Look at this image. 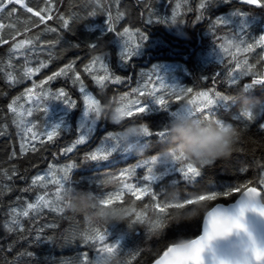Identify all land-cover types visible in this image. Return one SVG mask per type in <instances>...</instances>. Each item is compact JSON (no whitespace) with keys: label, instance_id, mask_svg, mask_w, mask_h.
Segmentation results:
<instances>
[{"label":"trees","instance_id":"trees-1","mask_svg":"<svg viewBox=\"0 0 264 264\" xmlns=\"http://www.w3.org/2000/svg\"><path fill=\"white\" fill-rule=\"evenodd\" d=\"M33 1L36 2L25 0L33 11L51 9L41 13L45 15L43 21L19 4H8L7 0V8L16 7V13L10 16L7 11L0 12V24L4 25L0 28V264H95V259L101 255L98 250L103 245L98 240L85 241L84 236L97 230L101 233L107 231L105 243L116 245L111 253L112 264H151L178 238L188 240L197 237L205 214L203 212L187 222L168 221L167 227L154 234L149 231L150 224L161 215L156 204L167 202L172 197L183 200L193 192L206 189L224 191L237 184L247 183L261 191L264 187L260 184V180L264 178V127H261L264 120V84L253 85L252 81L262 78L264 72V44L257 43L264 35V8H257L244 0H228L227 3H224L225 0ZM202 3L205 4L203 9L200 8ZM89 8L92 10L89 11ZM237 12L240 15H236ZM109 16L112 17L115 29L112 33L106 28ZM198 16L200 19H197ZM217 19L222 24H217ZM63 20L68 21L67 27L63 26ZM51 28H55L56 33L48 30ZM124 28L129 29L130 36H125L123 40L131 38L135 45H141L136 55L127 58L126 62L120 59L122 40L117 37V32L122 33ZM140 33L146 36L145 40H141ZM26 38L33 43L13 50L14 44L27 40ZM241 40V48L254 45L251 51L237 52L235 44ZM221 45L227 48V52L222 50ZM96 56L104 57L110 73L120 76L121 83L113 84L109 80L105 82L104 88L96 84L92 75L85 71V67ZM245 60L249 74L231 83L229 73L238 75L236 63ZM42 63L46 67H41ZM69 64L73 65L72 71L48 81L49 76ZM163 65H170L173 69L166 73L170 83L174 82L185 90H193L184 99L177 100L173 96L167 112L158 110L159 106L150 102L151 96H139L133 91L145 87L151 90L152 77L155 75L153 68L160 69ZM29 68L38 71L25 75ZM92 74L94 75L93 72ZM74 75H79L86 91L103 104L119 100L124 95L130 100L139 99L142 103L149 104L145 113L137 111L133 118L127 117L125 120L126 124H143L152 133L139 140L143 147L142 156L125 152L117 146V142L111 140L109 134L118 135L121 129L106 120L95 123L94 129L89 132L90 139L85 144L76 145L72 152H66L78 139L79 130L75 117L84 113L83 93L80 92L79 82ZM36 82H39L38 93L41 96L44 92L49 94L48 90H55L53 93H57L63 89L67 92L65 98L75 101L76 108L73 107V113L68 114L66 129L60 128L59 133L51 139L43 140L41 135L35 147L22 151L20 132L9 105L13 101H16L15 104L19 100L23 101L25 91ZM245 85L251 87L245 89ZM205 91L212 98L219 92L230 99L224 102L226 106H212L195 116L208 121L204 120V116L211 112L213 115L209 119L213 123L218 120L231 124L238 136L230 157L219 159L208 167L195 165L201 175L192 182L186 180L179 171L186 166L187 161L162 163L158 160L165 144L156 132L167 130L174 117L171 113L178 112L187 98ZM253 100L260 102L259 115L253 116L251 120L241 118V105ZM88 117L92 119L91 113ZM109 140L115 147L108 158L89 161L88 156L97 144H109ZM153 157L157 158L155 165L150 163ZM69 164L73 167L69 171L63 193L66 189L85 191L100 198L104 193L125 183L145 187L149 185L148 181L143 180V176L148 175V167H153L156 179L150 185L149 195H142L137 200L125 189L123 197L108 206L131 209L130 212L123 213L122 221L90 223L85 216L66 211L64 199L60 202L62 212L51 208L29 210L27 205L35 204L41 195L55 200L57 185L51 183V176L47 175L49 166L57 170L59 177L62 176L59 170ZM125 170L133 172L121 182L120 177ZM37 175L45 176V179L33 184ZM239 194L236 192L229 197L209 202L207 210L217 203L233 202ZM152 195L156 196L155 200ZM26 209L28 216L17 215ZM14 216L18 221L16 224L11 223ZM9 227L12 231H8Z\"/></svg>","mask_w":264,"mask_h":264},{"label":"snow or ice","instance_id":"snow-or-ice-1","mask_svg":"<svg viewBox=\"0 0 264 264\" xmlns=\"http://www.w3.org/2000/svg\"><path fill=\"white\" fill-rule=\"evenodd\" d=\"M227 3L228 0H225ZM246 3L255 5L257 8H264V0H245ZM8 4H19L21 8H26L27 12L32 13L34 16H39L40 20L43 21L45 17L41 15L42 12H44L46 9H41L40 11H33V8L28 7L25 3V0H7ZM205 4H201L200 8H204ZM7 11L9 15H12L16 11L15 8L8 9L7 5L5 4V0H0V12ZM47 11H51V9H47ZM175 11L173 12V23H175ZM236 15H240L239 12L236 13ZM51 18V17H49ZM63 19V17H61ZM197 19H200L198 16ZM151 22V20H149ZM35 23V22H33ZM217 24H222V21L220 19H217ZM63 26H68V21L63 20ZM4 25L0 24V28H3ZM107 31L109 33H112L115 31L112 25V17L109 16V22L107 23ZM52 32H55V28L48 29ZM125 36H130L129 29L124 28L123 32H117V37L119 40H123ZM141 40H145L146 36L143 33H140ZM31 40H21L18 44L13 45V50L21 49L25 46V44H31ZM243 43V40L240 41V43L235 44L237 52H248L251 51L252 47L254 45H249L247 48H241V44ZM258 44H264V36L260 37V40L257 42ZM91 47H96V45H90ZM231 46V43L230 45ZM141 47V45L136 44L134 46H131L128 41H125L122 45V51L120 52V59L124 62L127 61V58H130L134 55H136L137 50ZM221 48L224 52H227V48H225L223 45H221ZM233 59L235 60V54H233ZM96 63H100L101 68L104 70L103 75H93V65ZM247 65V61H237L236 63V71H238V75H233L232 72L229 73V76L231 77V83H235L240 79L241 76H245L249 74V69H247L245 66ZM41 67H46V64H41ZM73 70V65L69 64L65 68L60 69L59 72L54 73L52 76L48 77V81H51L55 79L57 76H64L67 75L68 72ZM35 71H38V69H27L25 75L34 74ZM85 71H88L90 75H92V79L96 82L97 85H99L101 88L106 87L105 82L111 81L113 84H119L122 82L120 76L112 75L110 73L109 67L105 63L103 56H96L93 58L92 62L85 67ZM153 73H157L156 68H153ZM76 81L80 84V92L83 93V100H84V114L85 116H88L90 113H92L98 104L102 103L100 99H97L95 96L92 95V93L87 92L85 89V86L83 84V81H80L79 75L76 76ZM151 81V78H149V82ZM43 83V82H42ZM252 84H264V77L259 79H254L252 81ZM162 87L164 84L161 81ZM34 87H36L34 85ZM245 89H248L251 87V85H245ZM169 88V87H168ZM171 92L168 93V95H175L177 100L184 99L186 97H189V93H192L193 90L191 88L185 90L184 88H176L172 87L170 88ZM136 92L139 96L143 95H149L152 97V104L158 105L159 109L167 112L170 108L168 106L169 102L168 99H166L165 96H157L155 95L157 89L152 88L149 90L147 87L145 88H137L133 90ZM29 92H31V89H29ZM49 94L47 92L43 93V97H47ZM67 94L64 92L63 89L59 90L57 94H55L54 98L59 99L60 97H66ZM39 94L37 95L36 99L43 98ZM230 98L227 96L221 95L219 92L215 93V99L212 98L209 95V92H199L193 94L190 98L186 99V102L180 106V110L175 113H171L174 117H194L197 122L201 121L199 117H196V113H204L205 109H209L212 106H215L217 108L221 106H226L224 102L228 101ZM119 100L122 102L120 108L118 111L121 113L122 116L125 117H132L135 112L139 113H145L146 108L145 104L142 103L139 99L130 100L128 99L127 95L121 96ZM16 101H13L12 104L9 105V109L13 112H16L17 109L14 107ZM65 106L69 109L75 107V101H68L65 100ZM31 109L28 110V114L31 115ZM44 111H47V109H44ZM213 113L209 112L205 114L204 120H208V122H212L209 117L212 116ZM241 115L251 120L253 118L252 114L249 112H243ZM21 125L24 126L23 130L26 133L31 132L32 138L36 137V133L33 131V126H28V123L24 121L23 117L21 116V119L19 121ZM215 123H221L220 121H215ZM261 127H264L262 125ZM60 131V125H52L51 131H48L46 134L48 135L49 139H51L53 136L57 135ZM166 132L167 130L163 132H156V135H158L161 139H166ZM143 136H149L152 133L149 131L147 127L142 128ZM117 136L118 135H112L109 134V138L113 140L114 142H117ZM87 140L86 135H80L79 138L75 141V144L72 147H69L66 149V152H72L73 148L76 145L83 144ZM118 146V143H117ZM22 151L24 150V145L22 143L21 145ZM114 150V149H112ZM105 152L103 148L98 149L96 152H93L88 159L92 161L96 160H105L108 158V156L111 154V151ZM184 161L182 157H173L174 161ZM152 165H155L157 163V158L153 157L150 161ZM143 165H138V167H142ZM73 165L69 164L66 167L60 169L59 171L62 172V176H57V170L53 168L51 165L49 166V174L51 175V183H54L57 185L56 193H55V200H49L45 198V195H41L37 198V202L35 204L29 203L27 205V208L29 210H37L40 208H51L53 211L62 212L63 207L60 206V202L64 199L63 198V190L66 186V182L69 179V171L72 169ZM148 175L143 176L144 181H148L149 185L145 187H139L138 185H134L131 183H125L124 188L127 189L129 193H131L133 196L136 197L137 200L141 199L142 195H149L150 194V185L152 181L156 179V176L153 172V167H148L147 169ZM181 173H183L184 178L186 180L195 182V178L199 177L201 175L200 170L198 167H196L193 163L187 162L185 167H182L179 169ZM243 171V170H242ZM133 170H125V173L120 177L121 182H123L125 179H127L128 176L132 174ZM191 174V175H189ZM45 179V176L37 175V177L33 180V184H36L38 181H43ZM260 184L264 186V178L260 180ZM43 186V185H42ZM239 192L240 198L236 200V213L235 215H230L228 213V210L223 208L221 205H216L214 207H211V210H207L209 202L216 201L220 197H229L233 193ZM123 191L117 192L114 195L110 194L107 196V198L99 199L95 197L101 204V206L108 207L109 205H112L114 200H120L122 198ZM152 199L155 200L156 196L152 195ZM261 201H264V187L261 188V191L257 190L256 186H249L246 184H237L234 186H231L229 189H226L224 191H212V190H204V191H198L193 192L186 196L185 199L179 200L176 197H173L171 199H168L167 202H162L159 204H156L155 207L159 209V213L161 214L158 219L153 221L150 224L149 231L154 234H158L160 231H162L165 227L168 226V221H173V215L172 212L174 209L177 208H187L193 205L199 206L203 205L205 206L204 211V219H203V234L200 235L198 238L188 239L187 244L183 245H177L173 243L171 246L167 248V250L163 253V256L156 261V264H204L202 254L205 252V250L211 251V242L215 240H221L225 239L234 233L237 236H240L243 234V236L240 238V242L243 243L245 246L243 247L240 254L236 255L234 254L231 259H218L215 256L213 257V264H264V245H261L257 242L256 238L254 237L253 233L249 230L247 224L245 223V213L246 212H253L257 216L264 218V203H261ZM124 214L131 211V209H120ZM172 210V211H169ZM23 215L28 216L29 212L25 210L23 213H17V215ZM140 219V217H137ZM12 224L18 223L15 216L11 220ZM8 231H12V228L9 227ZM106 236L107 231L101 233L98 230L95 231L93 234H85L84 239L92 240V241H100L103 245L98 251L101 253L107 252L111 254L116 247V245H109L106 242ZM246 238V240L244 239Z\"/></svg>","mask_w":264,"mask_h":264},{"label":"clouds","instance_id":"clouds-1","mask_svg":"<svg viewBox=\"0 0 264 264\" xmlns=\"http://www.w3.org/2000/svg\"><path fill=\"white\" fill-rule=\"evenodd\" d=\"M121 103L120 100H113L108 104H98L91 113L93 122L106 120L120 128L121 131L117 136L118 146L125 152L142 156L143 147L139 140L143 137L142 128L144 125L135 122L126 124L127 117L122 116L118 111ZM259 104V101L253 100L243 103L241 107L244 111L255 116L260 113ZM237 136L238 134L231 124L203 120L197 122L194 117H173L167 126L165 147L159 154L158 160L162 163H168L173 160V157H182L184 161L194 165L208 167L219 159L231 156L236 147ZM63 196L65 210L85 216L90 223L103 222L108 224L123 220V212L120 209L101 206L99 201L89 192L66 189ZM204 211L205 206L203 205L177 208L172 212L173 221L175 223L191 221ZM174 243L183 245L187 244L188 240L178 238ZM244 246L239 241L233 246L234 254H240ZM95 264H112L111 254L101 253Z\"/></svg>","mask_w":264,"mask_h":264},{"label":"rangeland","instance_id":"rangeland-1","mask_svg":"<svg viewBox=\"0 0 264 264\" xmlns=\"http://www.w3.org/2000/svg\"><path fill=\"white\" fill-rule=\"evenodd\" d=\"M244 2H245V0H244ZM125 41H128L131 46L135 45L131 38H127L125 40H122V44L120 45V52L122 51V45ZM156 70H157V73L152 77L151 89L152 88L157 89L155 95H157V96L163 95L166 97V99H168V102H170L171 100H173V96H175V95H168V93L171 92L170 88H172V87L181 88V86H179V85L176 86V84L174 82L170 83V81L166 77V73H169L171 70H173L170 65H163L160 69H156ZM92 72L94 73V75L99 76V75L103 74L104 70L101 68L100 63H96L93 65V71ZM76 76L77 75H74L75 79H76ZM263 77H264V72H263ZM161 81L164 84L163 87L161 85ZM31 85L32 86L25 91L24 100L23 101L19 100L20 104L17 103L14 105L16 107L17 111L13 113L14 117L16 119L15 124L18 127L19 132H20V138H21L20 145H22V143H23L24 150L25 149H31V148L35 147L36 143L39 141L41 135H42L43 140H45L47 138L49 139V137L46 133L48 131H51L52 125L59 124L60 128L66 129L68 127V119H69L68 114L71 115L73 113L72 108L69 109L65 106L64 102L67 99H65L64 97H60L59 99L54 98L55 94H57L58 92L53 93V91H55V90H48V92H50L49 95L47 96L48 98L43 97L41 99H36L37 95L41 94V93H38L39 82H36L34 84H31ZM34 85L36 87H34ZM257 85H261V84H257ZM29 89H31V92H29ZM79 90H80V84H79ZM20 99H22V97ZM150 102H152V97L150 99ZM75 105H76V103H75ZM148 105L149 104H147V105L145 104V108L148 107ZM83 108H84V100H83ZM29 109L32 110L31 115L28 114ZM44 109H47V111L45 112ZM243 112H245L243 109L239 112V116L241 118H244L241 115V113H243ZM40 114H42V115H40ZM21 116L23 117L24 121H26L28 123V126H33V125L35 126L33 128V131L36 133L35 138H32L31 132L25 134V132L23 130L24 126L19 123ZM40 116H41V118H39ZM89 118H91V117L85 116L84 113H81L80 116L75 117V120L77 121V124H78V130H79L78 138L80 135H86L87 140L90 139V138H88L89 132L91 131L92 128L94 129L96 122H93V119H89ZM244 119H246V118H244ZM261 125H264V120L262 121ZM86 141H85V143H86ZM85 143H83V144H85ZM108 143L109 144H106L105 142L97 144V146L93 149V152H96L100 148H103L105 152H108L109 150H112L115 147V144L110 143V140L108 141ZM79 145H82V144H79ZM88 160L92 161L90 159H88ZM97 161H102V160L98 159ZM92 162H95V161H92ZM47 175L51 176L49 174V172L47 173ZM124 190H125L124 185H120L115 190H111L110 192L104 193L102 196H100L99 199L107 198L108 195H110V194L114 195L115 193L120 192V191L124 192ZM122 197H123V195H122ZM114 201H117V200H114ZM96 259H95V262H96Z\"/></svg>","mask_w":264,"mask_h":264},{"label":"water","instance_id":"water-1","mask_svg":"<svg viewBox=\"0 0 264 264\" xmlns=\"http://www.w3.org/2000/svg\"><path fill=\"white\" fill-rule=\"evenodd\" d=\"M258 191H260V190H258ZM240 195L241 194H239L233 202H230L228 204L217 203V204L213 205L212 207H214L216 205H221L223 208L228 210V213L230 215H235V213L237 211V209L235 207L236 200L240 198ZM209 210H211V208ZM203 219H204V216H203ZM203 219H202V223H201L200 233L195 238H198L200 235L203 234ZM245 223L247 224L249 230L253 233L257 242L261 245H264V218L257 216L253 212H246L245 213ZM242 236H243V234H241L240 236H237L234 233L233 235H231L225 239L215 240V241L211 242V245H210L211 251L205 250V252L202 254L204 264H213V257L214 256L218 259H231L234 255L233 246L239 243L240 238ZM244 239L246 240V238H244ZM163 253L155 261H153L151 264H156V261L163 256Z\"/></svg>","mask_w":264,"mask_h":264},{"label":"bare ground","instance_id":"bare-ground-1","mask_svg":"<svg viewBox=\"0 0 264 264\" xmlns=\"http://www.w3.org/2000/svg\"><path fill=\"white\" fill-rule=\"evenodd\" d=\"M54 1H56V0H54ZM80 1H81V0H80ZM32 2L35 3L36 1H33V0H32ZM37 2H38V0H37ZM56 2H57V1H56ZM81 2H82V1H81ZM83 2H84V1H83ZM78 3H79V2H78ZM90 3H91V2H90ZM224 3H226V2H224ZM45 4H46V3H45ZM79 4H80V3H79ZM206 6H207V5H206ZM76 7H77V5H76ZM79 7H80V6H79ZM93 7H94V6H93ZM93 7H92V8H93ZM15 8H16V7H15ZM45 8H46V7H45ZM223 8H224V7H223ZM41 9H42V8H41ZM46 9H47V8H46ZM53 9H54V8H53ZM59 9H60V8H59ZM59 9H58V10H59ZM83 9H84V8H83ZM22 10H23V9H22ZM90 10H92V9L89 8V11H90ZM236 10H237V9H236ZM260 10H261V9H260ZM18 11H19V10H18ZM23 11H24V10H23ZM20 12H21V11H20ZM20 12H19V13H20ZM15 13H16V12H15ZM21 13H22V12H21ZM26 13H27V12H26ZM44 13H45V12H44ZM23 14H24V13H23ZM57 14H58V13H57ZM226 14H227V13H226ZM24 15H25V14H24ZM141 15H142V13H141ZM222 15H223V14H222ZM8 16H9V15H8ZM10 16H12V15H10ZM25 16L28 17L27 15H25ZM44 16H45V15H44ZM15 17H16V16H15ZM31 17H32V16H31ZM12 18H13V17H12ZM24 19H25V18H24ZM33 19H34V18H33ZM37 19H38V18H37ZM89 19H90V18H89ZM10 20H12V19L10 18ZM22 20H23V19H22ZM38 20H39V19H38ZM163 20H164V18H163ZM34 21H35V20H34ZM58 21H59V20H58ZM89 21H90V20H89ZM10 22H11V21H10ZM113 22H114V21H113ZM11 23H12V22H11ZM17 23H18V22H17ZM38 23H39V22H38ZM91 23H92V21H91ZM93 23H94V22H93ZM36 24H37V23H36ZM36 24H35V25H36ZM157 24H158V23H157ZM105 25H106V24H104V26H105ZM13 26H14V22H13ZM16 27H17V26H16ZM23 27H24V26H23ZM26 27H27V26H26ZM44 27H45V26H44ZM199 27H200V26H199ZM14 28H15V27H14ZM36 28H37V27H36ZM4 29H5V28H4ZM10 29H11V28H10ZM26 29H27V28H26ZM38 29H39V28H38ZM40 29H41V28H40ZM43 29H44V28H43ZM187 29H188V28H187ZM213 29H214V28H213ZM220 29H221V28H220ZM1 30H2V29H1ZM12 30H13V29H12ZM15 30H16V29H15ZM32 30H33V29H32ZM199 30H200V29H199ZM2 31H3V30H2ZM23 31H24V30H23ZM42 31H43V30H42ZM91 31H92V30H91ZM104 31H105V30H104ZM120 31H121V30H120ZM219 31H220V30H219ZM5 32H7V31H4V33H5ZM24 32H25V31H24ZM30 32H31V30H30ZM34 32H35V31H34ZM61 32H62V31H61ZM61 32H60V33H61ZM84 32H85V31H84ZM189 32H190V31H189ZM7 33H8V32H7ZM31 33H32V32H31ZM55 33H56V32H55ZM2 34H3V33H2ZM25 34H26V33H25ZM224 34H225V33H224ZM7 35H8V34H7ZM20 35H21V34H20ZM111 35H112V34H111ZM57 36H59V35L57 34ZM192 36H193V35H192ZM228 36H229V35H228ZM1 37L4 38L3 36H1ZM20 37H22V36H20ZM112 37H113V36H112ZM33 38H34V37H33ZM37 38H38V37H37ZM37 38H36V39H37ZM50 38H51V37H50ZM59 38H60V37H59ZM61 38H62V37H61ZM9 39H10V38H9ZM26 39H27V38H26ZM45 39H47V38H45ZM62 39H63V38H62ZM64 39H65V38H64ZM27 40H28V39H27ZM37 40H38V39H37ZM39 40H40V39H39ZM12 41H13V40H12ZM45 41H46V40H45ZM62 41H63V40H62ZM170 41H171V40H170ZM10 42H11V41H10ZM10 42H9V43H10ZM171 42H172V41H171ZM175 42H177V41H175ZM32 43H33V42H32ZM48 43H49V42H48ZM51 43H52V42H51ZM142 43H143V42H142ZM146 43H147V42H146ZM172 43H173V42H172ZM41 44H42V43H41ZM57 44H58V43H57ZM121 44H122V43H121ZM7 45H8V43H7ZM35 45H36V43H35ZM37 45H38V44H37ZM42 45H43V44H42ZM178 45H179V44H178ZM3 46H4V45H3ZM5 46H6V45H5ZM5 46H4V47H5ZM50 46H51V45H50ZM163 48H164V47H163ZM0 49H1V48H0ZM2 50H3V49H2ZM2 50H1V51H2ZM8 50H9V49H8ZM59 50H60V49H59ZM149 53H150V52H149ZM158 53H159V52H158ZM201 53H202V52H201ZM5 54H6V53H5ZM7 54H8V53H7ZM11 54H12V53H11ZM109 55H110V54H109ZM6 56H7V55H6ZM255 56H256V55H255ZM115 57H116V56H115ZM133 57H134V56H133ZM171 57H173V55H172ZM106 58H107V57H106ZM130 58H131V57H130ZM130 58H129V59H130ZM109 59H110V58H109ZM66 61H67V60H66ZM127 61H128V60H127ZM123 62H124V61H123ZM113 66H114V65H113ZM60 68H61V67H60ZM177 69H178V68H177ZM129 73H130V72H129ZM84 75H85V74H84ZM1 76H2V75H1ZM1 76H0V77H1ZM129 76H130V75H129ZM160 78H161V77H160ZM134 81H135V80H134ZM59 82H60V81H59ZM73 82H74V81H73ZM132 83H133V82H132ZM72 84H73V83H72ZM65 85H66V84H65ZM73 87H74V86H73ZM74 88H75V87H74ZM74 88H73V90H74ZM74 92H75V91H74ZM130 92H131V91H130ZM66 93H67V92H66ZM133 93H134V92H133ZM100 95H101V94H100ZM42 96H43V95H42ZM101 97H103V96H101ZM112 97H113V96H112ZM47 98H48V97H47ZM64 98H65V97H64ZM131 98H132V97H131ZM138 98H139V97H138ZM141 98H142V97H141ZM147 98H148V96H147ZM65 99H66V98H65ZM144 100H145V98H144ZM251 100H252V99H251ZM104 101H105V100H104ZM109 101H110V100H109ZM147 101H148V100H147ZM46 102H47V101H46ZM226 102H227V101H226ZM40 103H41V102H40ZM80 107H81V106H80ZM80 107H79V108H80ZM75 108H76V107H75ZM232 108H233V107H232ZM37 109H38V108H37ZM37 109H36V110H37ZM228 109H229V108H228ZM39 110H40V109H39ZM42 110H43V109H42ZM77 110H78V109H77ZM219 111H220V110H219ZM223 111H224V110H223ZM228 111H229V110H228ZM45 112H46V111H45ZM77 112H78V111H77ZM221 112H222V111H221ZM37 113H38V112H37ZM222 113H223V112H222ZM228 113H230V111H229ZM41 115H42V114H41ZM225 115H226V114H225ZM134 117H135V116H134ZM130 118H131V117H130ZM132 118H133V116H132ZM68 121H69V120H68ZM104 124H105V122H104ZM259 125H260V124H259ZM102 128H103V126H102ZM80 130H81V129H80ZM78 133H79V132H78ZM18 138H19V137H18ZM140 140H141V139H140ZM160 142H161V141H160ZM143 145H144V144H143ZM116 147H117V146H116ZM160 152H161V151H160ZM153 155H154V154H153ZM96 161H97V160H96ZM176 165H177V164H176ZM159 168H160V167H159ZM110 185H111V184H110ZM47 186H48V185H47ZM49 186H50V185H49ZM114 186H115V185H114ZM43 189H44V188H43ZM53 189H54V188H53ZM47 190H48V189H47ZM50 190H51V189H50ZM50 190H49V191H50ZM94 198H95V197H94ZM26 210H27V209H26ZM112 262H113V261H112ZM46 263H47V262H46Z\"/></svg>","mask_w":264,"mask_h":264}]
</instances>
